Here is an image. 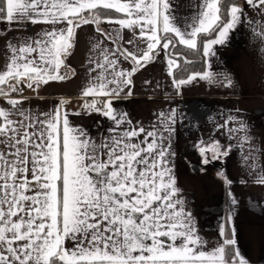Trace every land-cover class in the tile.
<instances>
[{"label": "snow or ice", "instance_id": "1", "mask_svg": "<svg viewBox=\"0 0 264 264\" xmlns=\"http://www.w3.org/2000/svg\"><path fill=\"white\" fill-rule=\"evenodd\" d=\"M245 4L258 10L260 20L248 22L258 25L253 33L264 43V0H200L188 16L176 14L173 0H0V22L47 25L19 43L8 40L9 59L0 70V98L9 105L0 107V264H249L235 246L232 212L238 201L225 173L218 175L228 187L230 207L216 247L206 248L185 210L171 165L174 153L166 144L175 131L176 110L157 113L156 124L146 128L133 126L112 103L131 94L133 74L161 53L177 89L197 76L220 79L207 70L189 74L193 61L180 46L199 52L200 39L217 33L203 40L208 57L242 22ZM102 23L116 27L106 32ZM87 25H95L100 38L91 42L83 108L112 125L96 136L70 125L63 99L37 113L22 107L24 97L12 98L21 85L35 91L64 81L76 30ZM223 81L233 86L230 76ZM235 120L229 116L219 127ZM227 131L251 140L243 121ZM200 143L205 165L231 149L218 140ZM254 183L264 185V169Z\"/></svg>", "mask_w": 264, "mask_h": 264}, {"label": "crops", "instance_id": "2", "mask_svg": "<svg viewBox=\"0 0 264 264\" xmlns=\"http://www.w3.org/2000/svg\"><path fill=\"white\" fill-rule=\"evenodd\" d=\"M199 2L173 0V7L178 16H188ZM244 12L242 22L230 30L225 42L213 45L212 54L204 57L203 71L216 73L220 79L210 82L197 76L177 89L167 74L165 56L161 53L155 62L133 74L131 94L113 99L112 103L114 108L128 114L133 126L139 122L146 128L156 124L157 113L176 110L175 131L166 144H170L174 153L170 158L171 165L176 186L185 201V210L194 218L198 234L207 241L206 248L217 246L219 225L228 215L230 207L228 187L218 175L223 172L232 181L230 190L238 201L232 212L235 246L249 264H264V185L254 183L257 173L264 169V43L253 33V28L259 30L258 25L248 22L260 20L258 10L245 4ZM46 27L43 24L17 26L0 22V70L9 59L10 54L6 52L8 40L15 38L19 43L21 36H33ZM95 27L87 25L76 30L75 46L65 57L69 68L62 69V72H67L64 81L49 82L35 91L21 85V94L12 98L24 97L22 107L37 113L54 109L63 99L67 101L62 108L69 113L70 125L82 127L93 136L98 130L104 132L111 127L110 120L83 108L86 98L81 89L88 78L91 42L100 38ZM100 27L112 32L116 26L102 23ZM122 35L125 40L131 38L127 30H123ZM215 38L217 33L207 39ZM121 66L131 69L133 65L124 62ZM225 75L232 78V87L225 86ZM145 81L151 83L145 85ZM87 99L91 101L93 98ZM0 107H9L5 98H0ZM229 116L236 120L230 121L227 127H219ZM239 121L248 126L250 141L243 140V132H236L231 137L228 135V127ZM216 140L223 146L231 145L229 155L212 159L205 165L199 151L203 146L200 142ZM208 155L211 156V152ZM244 157L248 158L247 164ZM252 164L259 167L254 170ZM242 180L246 183H241Z\"/></svg>", "mask_w": 264, "mask_h": 264}, {"label": "trees", "instance_id": "3", "mask_svg": "<svg viewBox=\"0 0 264 264\" xmlns=\"http://www.w3.org/2000/svg\"><path fill=\"white\" fill-rule=\"evenodd\" d=\"M242 1V0H241ZM216 33H211L207 35L206 37H202L199 41L200 44V51L196 52L194 50H188L184 48L183 46H180V50L184 52V54L187 56V58L193 63L189 65V74L193 72H202L204 70L205 66V58L202 53V48H203V40L207 38H211L215 35Z\"/></svg>", "mask_w": 264, "mask_h": 264}, {"label": "built area", "instance_id": "4", "mask_svg": "<svg viewBox=\"0 0 264 264\" xmlns=\"http://www.w3.org/2000/svg\"><path fill=\"white\" fill-rule=\"evenodd\" d=\"M21 93H14V94H12V96H18V95H20Z\"/></svg>", "mask_w": 264, "mask_h": 264}]
</instances>
